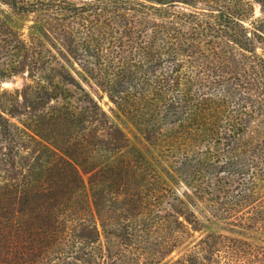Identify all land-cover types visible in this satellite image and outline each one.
Returning a JSON list of instances; mask_svg holds the SVG:
<instances>
[{
	"label": "trees",
	"instance_id": "16d2710c",
	"mask_svg": "<svg viewBox=\"0 0 264 264\" xmlns=\"http://www.w3.org/2000/svg\"><path fill=\"white\" fill-rule=\"evenodd\" d=\"M0 3L50 23L67 17L50 32L148 142L188 144L173 160L186 186L206 199L207 222L264 230V0ZM256 5L262 9L257 18ZM25 48L21 34L0 18V81L24 74L15 59ZM0 94L12 98L1 82ZM13 103H0V128L18 129ZM95 108L101 111L96 102ZM120 141L116 152L124 148ZM105 167V181L119 189L110 192L108 205L95 204L94 240L70 249L72 234L63 232L57 244L70 249L65 262L117 264L139 249L144 262L133 264H164L184 237L202 232L204 223L147 162L121 159ZM235 234L209 231L167 264H264V240Z\"/></svg>",
	"mask_w": 264,
	"mask_h": 264
},
{
	"label": "rangeland",
	"instance_id": "374dc122",
	"mask_svg": "<svg viewBox=\"0 0 264 264\" xmlns=\"http://www.w3.org/2000/svg\"><path fill=\"white\" fill-rule=\"evenodd\" d=\"M261 14V6L256 5L255 17ZM0 18L18 31L26 44L15 59L16 67H25L24 74L0 81L1 89L12 95L0 94V103L14 101L11 121L18 126L0 128V264H32L38 256L47 257L45 264H85L74 259L65 262L64 255L82 239L96 238L90 228L97 218L95 204L108 205L110 192L119 189L105 181L104 177L110 176L105 165L121 159L147 162L204 223L202 232L184 237L164 264L188 252L212 230L234 229L235 235L244 239L264 240V230L253 226L232 227L213 219L207 222L206 199L201 200L186 186L173 160L181 157L178 150L188 144L148 142L139 126L120 112L50 32L67 17L59 15L50 23L37 14H15L0 3ZM95 102L101 111L96 110ZM118 140L124 148L116 152ZM245 220L252 224L247 216ZM67 230L72 234L70 249L57 244ZM99 233L104 243L101 229ZM126 256L116 263L145 259L139 249Z\"/></svg>",
	"mask_w": 264,
	"mask_h": 264
}]
</instances>
